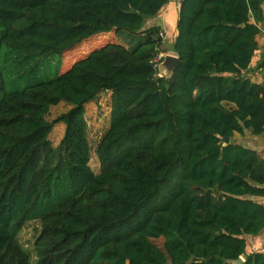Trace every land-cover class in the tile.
<instances>
[{
    "label": "trees",
    "instance_id": "obj_1",
    "mask_svg": "<svg viewBox=\"0 0 264 264\" xmlns=\"http://www.w3.org/2000/svg\"><path fill=\"white\" fill-rule=\"evenodd\" d=\"M167 2L0 0V264H31L18 236L36 220L37 264H231L264 231V158L224 141L264 133V82L250 76L260 28L248 0H182L179 62L161 77L162 30L143 28ZM122 30L140 41L108 36L54 78L8 89L6 67L30 76L42 58ZM106 92L96 172L86 105Z\"/></svg>",
    "mask_w": 264,
    "mask_h": 264
},
{
    "label": "rangeland",
    "instance_id": "obj_2",
    "mask_svg": "<svg viewBox=\"0 0 264 264\" xmlns=\"http://www.w3.org/2000/svg\"><path fill=\"white\" fill-rule=\"evenodd\" d=\"M156 15L150 18V22L156 21ZM151 26V25H149ZM150 28V27H149ZM148 29V26H147ZM171 29L169 28V32H167L166 38L164 40L163 50L170 51L173 47V37L172 33L170 32ZM116 41L123 42L124 44H128L130 46L136 45L140 41L139 35H134L127 30H122L117 34L110 33L105 35H97L92 37L74 50L66 53L63 57L59 54H53L48 57H44L39 62V68L36 72L31 74L30 76H23L22 78L14 79V73L10 70V68L6 67V77L8 80V89H16V88H23L27 85L39 82V81H46L49 79L54 78L59 69L61 67H66L69 64L73 63L78 58L87 54L90 50L96 47L98 44L103 42L108 38V36H112ZM166 55V54H164ZM110 93L106 92L100 95V97L89 104L86 105V117L89 123V136L90 140L93 144V156L91 159V166L96 171L99 172L100 170V162L95 150V145L105 132V130L110 125ZM71 108V105L66 102H60L58 105H55L51 108L50 113L47 115V119L53 121L62 113L68 111ZM66 132V124L65 123H58L55 125L53 131L50 134V139L54 146L60 144L61 140L63 139ZM40 227L39 221H31L25 225V227L20 232L18 239L20 243L25 247V249L29 252L31 256V264H37V256L34 249V243L36 236L38 234V229Z\"/></svg>",
    "mask_w": 264,
    "mask_h": 264
},
{
    "label": "crops",
    "instance_id": "obj_3",
    "mask_svg": "<svg viewBox=\"0 0 264 264\" xmlns=\"http://www.w3.org/2000/svg\"><path fill=\"white\" fill-rule=\"evenodd\" d=\"M182 0H168L166 5L159 11L156 15V21L150 22V18H147L144 28L147 29L153 26H159L161 30L164 31L165 37L169 28L171 29L173 40L175 41L177 35V21L179 17V8ZM250 19L251 22L260 28V33L257 35L256 40L258 42V49L256 50L255 56L252 60L250 66V76L254 82L263 83L264 82V0H248ZM151 25V26H149ZM173 41V45H174ZM119 42V41H117ZM124 44L123 42H119ZM128 46V44H124ZM164 54H174L177 55L173 50L162 52ZM249 71V70H248ZM231 141H235L241 145L257 150L262 158H264V133L255 135L249 130L245 133L235 132ZM258 201L264 203V197H257ZM247 247L246 253L242 255L244 260L246 256L255 252L264 253V231L256 235H246Z\"/></svg>",
    "mask_w": 264,
    "mask_h": 264
},
{
    "label": "water",
    "instance_id": "obj_4",
    "mask_svg": "<svg viewBox=\"0 0 264 264\" xmlns=\"http://www.w3.org/2000/svg\"><path fill=\"white\" fill-rule=\"evenodd\" d=\"M179 62V56L174 54H166L164 56L163 61L161 62L159 66V70L166 78L172 77L175 67L177 66ZM248 73V70L246 71ZM224 141L226 143H229L231 141V137H225ZM245 260L242 256H240L236 260L230 261L231 264H244Z\"/></svg>",
    "mask_w": 264,
    "mask_h": 264
},
{
    "label": "built area",
    "instance_id": "obj_5",
    "mask_svg": "<svg viewBox=\"0 0 264 264\" xmlns=\"http://www.w3.org/2000/svg\"><path fill=\"white\" fill-rule=\"evenodd\" d=\"M160 36L164 39L165 33L163 30L160 32ZM164 56H165L164 53H160L154 58L155 67L158 69V76H161V77L164 75H163V73L160 72L159 66H160L161 62L163 61Z\"/></svg>",
    "mask_w": 264,
    "mask_h": 264
}]
</instances>
